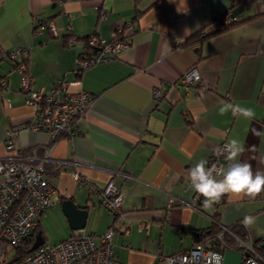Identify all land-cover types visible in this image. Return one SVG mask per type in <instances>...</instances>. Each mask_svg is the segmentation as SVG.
Segmentation results:
<instances>
[{
    "label": "crops",
    "instance_id": "1",
    "mask_svg": "<svg viewBox=\"0 0 264 264\" xmlns=\"http://www.w3.org/2000/svg\"><path fill=\"white\" fill-rule=\"evenodd\" d=\"M178 4L0 0V157L13 153L5 145L7 131L20 126L15 147L30 162L47 163L44 176L55 187L47 212L62 219L65 238L98 235L115 223L111 241L122 264H155L159 256L185 251L215 220L239 224L246 240L264 239V192L237 202L225 195L212 208H204L203 201L193 207L202 196L188 188L187 180L191 167L200 159L209 166L219 144L233 138L244 147L238 159L264 172V12L259 0H186L180 12ZM226 9L239 21L220 29L212 18ZM202 30L207 35L199 43H185ZM124 34L130 40L125 50L80 74L93 102L79 118L78 132L59 139L49 151L50 135L29 128L34 113L25 104L21 73L2 54L17 47L28 50L31 86L48 92L56 82L75 78L76 59L92 52L87 37L109 42ZM191 66L201 79L186 88L178 78ZM154 88L164 90L159 99L153 97ZM223 101L250 107L254 118L218 115ZM75 167L84 183L101 187L113 180L124 194L121 219L114 222L96 193L72 178ZM64 198L87 209L84 227L69 226L61 211ZM246 215L255 217L248 228L242 223ZM223 247L221 264H241L240 246Z\"/></svg>",
    "mask_w": 264,
    "mask_h": 264
},
{
    "label": "built area",
    "instance_id": "2",
    "mask_svg": "<svg viewBox=\"0 0 264 264\" xmlns=\"http://www.w3.org/2000/svg\"><path fill=\"white\" fill-rule=\"evenodd\" d=\"M259 8L264 12V0H259ZM100 14L104 17V12ZM234 21L237 18L226 11L223 22L231 24ZM48 28L51 34L56 35L53 24L50 23ZM87 42L93 51L82 52L76 59L75 78L56 82L48 92L31 86L32 77L26 70L28 50L17 47L2 54L12 60L11 69H17L21 73L20 86L27 93L25 104L34 113L29 128L50 135L49 151L59 139L71 138L78 132V120L93 102V94L82 87V71L118 56L128 47L130 40L116 37L107 42L89 36ZM200 79L197 67L191 66L178 78V82L187 88ZM2 83L1 80L0 85ZM70 87L75 89L71 90ZM163 94V89H153L154 98L159 99ZM19 130L20 126H16L7 131L5 145L13 153L0 157V264H122L116 259L111 243L115 223L98 235L72 234L59 242H43L37 248L23 255L19 254V246L36 233L43 212L51 206V197L55 191L54 185L44 176V160L32 163L15 147L14 140ZM225 143L221 142L215 149L209 158V167L215 165L219 170L228 166V160L225 165L222 163V158H226V155H216V150ZM71 176L75 181L84 183L76 167ZM84 184L96 193L100 203L113 214L114 222L122 218L121 202L124 194L115 187L111 178L101 187L88 181ZM168 201L170 204L171 199ZM190 205L196 207V201ZM220 226L221 231L215 234V238L222 242V233H229L236 239L234 246L244 247L248 251L241 264H260V256L254 250L250 239L237 236L232 231V226ZM221 260V251L212 248L208 238H204L198 239L185 251L159 256L155 264H221Z\"/></svg>",
    "mask_w": 264,
    "mask_h": 264
},
{
    "label": "clouds",
    "instance_id": "3",
    "mask_svg": "<svg viewBox=\"0 0 264 264\" xmlns=\"http://www.w3.org/2000/svg\"><path fill=\"white\" fill-rule=\"evenodd\" d=\"M173 2L174 0H169V3ZM182 10H186V0H179L177 11ZM229 112L232 116L245 120H252L255 115L250 107L223 101L218 109V115L225 116ZM243 151V143L239 139L233 138L216 150L217 156L226 155L229 161L226 168L218 170L215 165L209 167L206 159H200L189 169L188 188L204 198V208H212L225 195L235 197L234 202H237L245 196L255 198L264 192V172H254L250 163L241 162L238 157ZM186 155L189 159L192 158L191 153H186ZM242 223L245 228H248L255 223V217L246 215Z\"/></svg>",
    "mask_w": 264,
    "mask_h": 264
},
{
    "label": "trees",
    "instance_id": "4",
    "mask_svg": "<svg viewBox=\"0 0 264 264\" xmlns=\"http://www.w3.org/2000/svg\"><path fill=\"white\" fill-rule=\"evenodd\" d=\"M139 0H134L135 3H137ZM226 11H228L227 9L223 12H219L217 14H215L212 18V21H216L217 24L219 25L218 28L220 29H223V27H227V26H230V25H233L235 23H237L239 20L237 18V16L233 15L232 12L230 13L231 16H235L237 18V21H234L232 22L231 24H225L223 22V19H224V16H225V13ZM217 16V17H216ZM207 35L205 31H199L197 33H194L192 35H190L187 39H185V43H190V41H193L194 43L196 42H200V40L205 36ZM117 37V36H116ZM114 37V38H116ZM122 37H128L124 34V36ZM113 38V39H114ZM117 38H121V36H118ZM88 39V37H87ZM112 39V40H113ZM129 39V38H128ZM92 48V47H91ZM92 51H93V48H92ZM23 154V153H21ZM45 165L43 166V173L45 174V166L47 163H44ZM56 169V168H55ZM55 169H52V173H56V170ZM203 197H199L198 199H196V207L198 205L199 202H202L203 201ZM221 202V201H220ZM219 202V203H220ZM218 205V204H216ZM215 220V219H214ZM241 226H239V224L235 225V226H232V231L239 237L241 238H244L245 237V232L243 230H241ZM39 230V226L36 228L35 232H37ZM221 231V226L218 225V223L215 221H213V224L210 228H208L207 230H202L200 232H198V238L197 239H204V238H208V242L209 244L211 245L212 248L214 249H224L223 247V244L225 245H234L235 242H236V239L229 233H222L221 235V239H222V242L221 240L215 238V234L220 232ZM34 232V233H35ZM33 238H34V234H32L30 237H28L20 246H19V254L20 255H23L25 253H27V250L28 248L30 247L32 241H33ZM252 246L254 248V250L256 251V253L259 254L260 258H259V261L264 264V239H259V240H253L252 242ZM243 250V256H242V260L244 259L245 255H246V249L244 247H239ZM242 263V262H241Z\"/></svg>",
    "mask_w": 264,
    "mask_h": 264
},
{
    "label": "water",
    "instance_id": "5",
    "mask_svg": "<svg viewBox=\"0 0 264 264\" xmlns=\"http://www.w3.org/2000/svg\"><path fill=\"white\" fill-rule=\"evenodd\" d=\"M61 211L67 217L68 224L73 229L84 227L87 216V209L77 205L71 198H64L61 202ZM44 242V237L40 231L34 234V240L27 252L37 248Z\"/></svg>",
    "mask_w": 264,
    "mask_h": 264
},
{
    "label": "rangeland",
    "instance_id": "6",
    "mask_svg": "<svg viewBox=\"0 0 264 264\" xmlns=\"http://www.w3.org/2000/svg\"><path fill=\"white\" fill-rule=\"evenodd\" d=\"M47 211L48 209H46L41 216L42 223L40 229L42 231V235L50 243L56 240L60 241L65 238V232L62 227L63 221L61 218L48 215Z\"/></svg>",
    "mask_w": 264,
    "mask_h": 264
}]
</instances>
